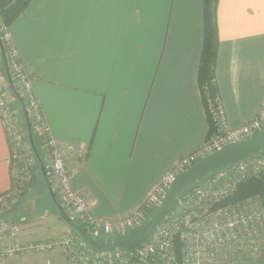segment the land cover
I'll return each instance as SVG.
<instances>
[{
  "label": "crops",
  "instance_id": "0c3cea01",
  "mask_svg": "<svg viewBox=\"0 0 264 264\" xmlns=\"http://www.w3.org/2000/svg\"><path fill=\"white\" fill-rule=\"evenodd\" d=\"M217 22L215 83L229 126L238 128L264 104V0H219ZM9 28L72 185L92 215L134 211L208 139L198 75L204 0H30ZM0 80L8 84L4 63ZM6 96L22 121L8 87ZM14 167L0 113V195L12 188ZM37 210L19 219L22 240L73 234L57 212ZM39 259L0 264H44ZM48 259L70 263L61 255Z\"/></svg>",
  "mask_w": 264,
  "mask_h": 264
},
{
  "label": "built area",
  "instance_id": "2783aa9c",
  "mask_svg": "<svg viewBox=\"0 0 264 264\" xmlns=\"http://www.w3.org/2000/svg\"><path fill=\"white\" fill-rule=\"evenodd\" d=\"M9 27L0 14V38L11 76L43 135L44 164L53 190L72 221L86 227L93 239L105 235L126 238L130 230L150 220L178 174L225 145L250 139L264 128V104L252 120L231 128L219 96L208 98L213 130L206 142L183 156L134 211L120 218H98L90 213L85 195L72 185V176L34 93L33 78L20 60ZM6 88L0 80V113L11 144L15 173L10 191L0 195V260L60 248L68 253L73 264H219L264 260V205L258 196L234 199L243 185L264 180V147L247 160L208 175L177 196L146 245L98 251L74 234L22 240L16 220L2 217V212L33 180L37 158L26 138L19 110L7 99Z\"/></svg>",
  "mask_w": 264,
  "mask_h": 264
},
{
  "label": "water",
  "instance_id": "95a60500",
  "mask_svg": "<svg viewBox=\"0 0 264 264\" xmlns=\"http://www.w3.org/2000/svg\"><path fill=\"white\" fill-rule=\"evenodd\" d=\"M0 49L2 52V57L5 65L8 82L22 105L23 113L27 123L29 141L33 149V152L37 160L39 161L41 173L43 178L45 179L56 212L58 216L73 231H75L79 237H81L88 245H90L92 248L98 251L111 250L115 248L130 249L137 245L148 244L153 239L159 224L167 214L168 210L170 209L172 203L177 198V196H179L182 192H184L188 187L198 183L208 175L216 171H219L221 169H224L228 166L247 160L251 155L259 151V149L264 145V128H262L254 137L247 140H242L239 142L225 145L222 149L218 150L217 152L199 160L190 168L177 175L175 180L172 182L170 188L167 190L160 206L158 207L156 212L150 217L149 223L130 230L128 237L126 239L117 240L114 242H104V243L97 242L89 235L88 229L86 227L80 226L72 221V219L68 215V212L65 210L63 204L58 200L57 195L53 190V184L50 181L48 173L46 171L44 161L40 157L38 149L35 146L29 112L26 109L22 96L15 88L10 72V67L8 65L6 52L4 49V45L1 41V38H0ZM145 230H148V232L145 235L139 238H132V235H134L135 233H139Z\"/></svg>",
  "mask_w": 264,
  "mask_h": 264
},
{
  "label": "trees",
  "instance_id": "16d2710c",
  "mask_svg": "<svg viewBox=\"0 0 264 264\" xmlns=\"http://www.w3.org/2000/svg\"><path fill=\"white\" fill-rule=\"evenodd\" d=\"M30 0H0V14L3 17L6 24L9 26L14 22V20L19 17L27 7ZM219 0H204V20H205V38H204V46L202 50V55L200 59V65H199V83L202 89V94L204 98V102L206 104L207 110H208V98H215L218 96V91L215 83V66L217 61V53H218V44H219V36H218V22H217V6H218ZM5 49V48H4ZM2 53V52H1ZM1 56V54H0ZM0 63H3L2 61ZM16 90L20 93V88L17 84H15ZM8 88L13 93L17 105L21 108L22 112V118L24 120V127L25 131L28 136V129H27V123L25 120V116L23 113L22 105L15 95L14 91L12 90V87L10 86L9 82L7 84ZM23 98V97H22ZM26 109L29 112L28 108V102L25 98H23ZM30 122L32 124V134L35 146L38 149L39 155L44 161V150L42 148V139L43 135L38 131L37 126L35 125L33 121V117L29 113ZM210 120V131L209 135L211 134L213 130V124L212 120L209 115ZM29 139V138H28ZM264 145L260 148L262 149ZM37 168V166H36ZM36 176V172L34 173ZM34 176V182H37L38 179H36V176ZM44 180V179H43ZM45 182V180H44ZM46 183V182H45ZM195 185V184H194ZM192 185V186H194ZM190 186L189 188H191ZM188 188V189H189ZM187 190V189H186ZM249 196H258L264 205V180H253L241 187L237 195L235 196L236 199H241L244 197ZM156 212V211H155ZM153 212L150 217L155 213ZM149 223V221L147 222ZM146 223V224H147ZM81 226V223H77ZM73 231V230H72ZM148 232V230L135 233L132 235V238H139L143 235H145ZM73 234L78 236L75 231H73ZM97 242L104 243V242H114L117 240H122V237L118 236H102L100 238L94 239ZM263 260V259H262ZM246 261H254V260H246Z\"/></svg>",
  "mask_w": 264,
  "mask_h": 264
},
{
  "label": "rangeland",
  "instance_id": "374dc122",
  "mask_svg": "<svg viewBox=\"0 0 264 264\" xmlns=\"http://www.w3.org/2000/svg\"><path fill=\"white\" fill-rule=\"evenodd\" d=\"M6 87H8L7 84H6ZM18 110H20V109H18ZM21 119H22L21 122L24 126V120L22 117H21ZM24 130H25V127H24ZM25 134H26V131H25ZM26 138L27 139L29 138V137H27V134H26ZM44 157H45V155H44ZM36 166H37V168H36ZM35 172H36V175H38V184H36L34 182V178H33V180L29 184H27V186L24 188V190L21 192V194L14 197V199L11 203V206H9V209L2 212L3 213L2 217H4V218H10L11 217V218L15 219L19 225V219L21 218V216L28 215L31 210L36 212L37 208H38L37 211H38L39 216H43L44 214H47V212L49 213V208L56 213V210L54 208L53 202L51 201L50 194H49V191L47 189L46 183L44 182L43 177L41 176L40 164H39L38 160L36 161V164L34 166V173ZM14 173H15V170H14ZM57 198L60 201L59 197H57ZM13 210L16 211V214L14 212L15 217L12 216V214H9ZM44 216H46V215H44ZM63 236H65V235H60L57 237H63ZM124 236H119V237H122V239H123ZM127 237H128V235L126 236V238ZM51 238H55V237H51ZM126 238H124V239H126ZM47 239H50V237ZM50 255H56V257L61 255V256H63L64 261L66 260L67 262H70L69 264H73L70 260L68 253L64 249H61V248L50 251V252H46V253L26 254V255H18V256L29 257V258L33 257V259L38 257V256H43V259L42 260L39 259L38 262L42 263L44 260V264H47L46 262L49 261L48 257ZM18 256H15V257H18ZM15 257L4 258L1 260L13 259ZM1 260H0V262H1Z\"/></svg>",
  "mask_w": 264,
  "mask_h": 264
}]
</instances>
